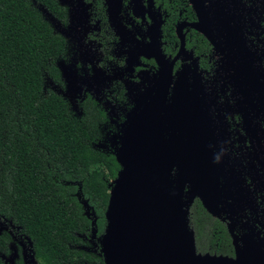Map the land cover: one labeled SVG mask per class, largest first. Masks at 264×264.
<instances>
[{"label": "flooded vegetation", "instance_id": "1", "mask_svg": "<svg viewBox=\"0 0 264 264\" xmlns=\"http://www.w3.org/2000/svg\"><path fill=\"white\" fill-rule=\"evenodd\" d=\"M35 1L59 19L43 3ZM56 1L66 10V20L59 19L62 23L67 24L69 16L77 21L78 12L75 33L78 43L75 47L82 52L81 59L76 62L78 73L90 75L97 71L101 84L97 90L89 87L85 92L84 88L79 111L74 110L65 96L51 90L67 99L71 111L78 117L85 115L87 100L97 103L105 111L106 121L99 125L101 134L95 144L97 148L115 151L126 114L135 107L128 87L148 84L144 74L159 71L160 64L156 59L159 50L168 59V64L181 51L174 62L175 79L171 85H174L178 73L185 70L190 90L201 87L213 154L221 171L217 214L195 197L189 208V223L191 209L196 201H200L208 214L223 224L232 245L231 254H218L209 250L198 251L196 244L197 253L235 258L238 251L240 254L249 252L254 254L256 262L264 264V0H232L231 12L245 14L244 31L235 33L232 31L234 26L230 28L229 25L225 30L220 28L221 47L217 49L203 32L193 26L199 22V16L191 0ZM61 37L66 42L63 55L66 59L70 43ZM57 62L61 81L51 78L63 85ZM172 92L171 89L167 100L168 117L165 114L159 117L171 149L170 134L177 133L170 126ZM107 136H113L116 145H99ZM178 172L177 163H174L171 171L174 182ZM188 189L185 188V199L188 198ZM8 222L10 229H2L0 234L10 236L9 247L13 237L22 248H28L26 264H31L32 241ZM28 241L30 245H27ZM7 255L0 252L4 261Z\"/></svg>", "mask_w": 264, "mask_h": 264}, {"label": "trees", "instance_id": "2", "mask_svg": "<svg viewBox=\"0 0 264 264\" xmlns=\"http://www.w3.org/2000/svg\"><path fill=\"white\" fill-rule=\"evenodd\" d=\"M37 1L66 20L58 1ZM65 46L31 0H0V216L30 238L38 264H105L99 245L90 243L92 218L83 202L103 233L121 166L113 151L95 147L106 121L97 103L87 100L78 117L62 95L45 92V75L61 81L56 61ZM190 225L198 251L232 253L225 227L200 201ZM10 239L0 234L1 253L9 254Z\"/></svg>", "mask_w": 264, "mask_h": 264}, {"label": "water", "instance_id": "3", "mask_svg": "<svg viewBox=\"0 0 264 264\" xmlns=\"http://www.w3.org/2000/svg\"><path fill=\"white\" fill-rule=\"evenodd\" d=\"M191 2L199 16L193 26L216 49L221 47L220 28L234 26L233 32L243 33L245 14L231 12L232 0ZM180 53L168 64L159 50L156 59L160 69L146 77L152 81L150 92L140 101L132 97L136 104L122 124L114 151L121 168L110 191L106 226L101 235L95 213L88 201L83 202L92 218L90 241L99 245L105 264H259L249 252L238 251L235 258L197 253L189 208L193 199L199 197L209 211L217 214L221 171L213 154L201 87L190 90L185 70L171 85L175 79L174 62ZM171 89L170 126L179 133L170 134L172 149L162 132L164 123L159 124V117H168ZM174 163L179 170L176 182L171 176ZM31 256L35 258L34 253Z\"/></svg>", "mask_w": 264, "mask_h": 264}, {"label": "rangeland", "instance_id": "4", "mask_svg": "<svg viewBox=\"0 0 264 264\" xmlns=\"http://www.w3.org/2000/svg\"><path fill=\"white\" fill-rule=\"evenodd\" d=\"M34 6L43 14L45 19L50 23L53 30L56 34L65 37L70 45L69 50L66 53V59L59 58L56 62L61 68L63 85L57 84L49 75H45V92L53 89L65 96L72 104L74 110L79 111L80 99L85 95V92L91 89H98L101 84L100 74L97 71H93L90 75L80 74L76 69V62L80 58L81 50H78L75 47L77 44V39L75 37L76 29H78V12H77V21L76 18H71L69 16V21L67 24L62 23L59 19L54 17L45 7L37 3L35 0H32ZM77 5V4H76ZM82 54V52H81ZM154 73L148 72L144 74V79L148 84H137L129 85V94H131L137 101L142 100L148 95L151 90L152 81L149 82L146 77L152 76ZM85 86V87H84ZM85 88V92L83 93ZM136 104V102H135ZM109 126V125H108ZM112 144L116 145L113 136L105 137L102 143H99L101 146H109ZM118 144V143H117ZM9 222L0 216V230L10 229ZM27 240V239H26ZM27 245H30V242H27ZM9 254L5 256V261L8 264H26L27 253L29 252L28 248H22L20 243L15 241L12 237V241L9 247ZM31 254V253H30ZM31 256V255H30ZM31 264H38L36 258L30 257Z\"/></svg>", "mask_w": 264, "mask_h": 264}]
</instances>
